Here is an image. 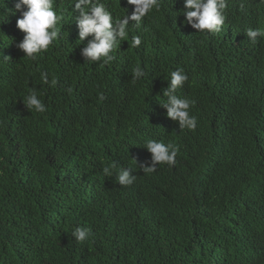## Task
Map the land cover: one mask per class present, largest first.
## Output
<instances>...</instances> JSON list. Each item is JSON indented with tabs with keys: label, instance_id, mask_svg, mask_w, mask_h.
I'll use <instances>...</instances> for the list:
<instances>
[{
	"label": "trees",
	"instance_id": "1",
	"mask_svg": "<svg viewBox=\"0 0 264 264\" xmlns=\"http://www.w3.org/2000/svg\"><path fill=\"white\" fill-rule=\"evenodd\" d=\"M159 2L104 65L82 55L93 37L79 38L76 0H54L60 31L35 60L18 48L16 0H0V264H264V37L246 36L264 31V0H226L215 34L185 22L184 0ZM178 69L193 131L162 106ZM29 89L44 113L24 106ZM149 139L178 147L174 166L143 173ZM78 227L91 230L82 243Z\"/></svg>",
	"mask_w": 264,
	"mask_h": 264
},
{
	"label": "clouds",
	"instance_id": "2",
	"mask_svg": "<svg viewBox=\"0 0 264 264\" xmlns=\"http://www.w3.org/2000/svg\"><path fill=\"white\" fill-rule=\"evenodd\" d=\"M127 3L133 6L132 14L129 16L124 12L122 18H114L113 13L100 0H76L75 9L79 11L77 20L79 38L82 41L88 36L93 37L82 51V55L88 58L90 62L100 61L104 65H108L114 59V55L111 53L129 34V21L134 22L135 28H140L143 19L153 10L158 11L160 8L159 0H127ZM53 4L54 0H16L14 8L16 12L21 14L16 21V27L25 34L18 48L24 53V59L35 60L38 55L48 51L50 46L56 42L62 15L54 10ZM226 7V0H184L182 15L191 28L200 33L215 34L220 32L225 23L224 9ZM246 36L255 44L258 37H264V31L248 29ZM140 44V36L131 38L133 48ZM3 58L7 60L6 57ZM145 76L146 72L137 65L132 74L133 82ZM40 80L44 84H48L47 73L42 72ZM187 80L188 76L182 69L172 71L169 86L163 92L166 99L162 106L167 110V117L179 125L180 131L184 129L193 131L197 127V117L190 115L189 111L190 106L195 104V101L180 98L177 95L178 89L182 88ZM56 83L55 79L51 81L52 85ZM38 97L39 93L36 90L29 89L22 102L27 110L44 113L47 110L46 106ZM99 98L104 99L102 94ZM144 147L151 153V163L149 166H142L143 173H154L157 166L161 164L175 165L179 151L175 144H166L162 141L149 139ZM114 168H116L115 163L105 167L103 172L106 176H111ZM135 180L136 177L130 176L129 171L123 168H120L118 175H116V182L120 186H130ZM90 235L91 230L88 228L78 227L72 232L75 240L81 243L86 241Z\"/></svg>",
	"mask_w": 264,
	"mask_h": 264
},
{
	"label": "bare ground",
	"instance_id": "3",
	"mask_svg": "<svg viewBox=\"0 0 264 264\" xmlns=\"http://www.w3.org/2000/svg\"><path fill=\"white\" fill-rule=\"evenodd\" d=\"M260 7V6H259ZM248 50V49H247Z\"/></svg>",
	"mask_w": 264,
	"mask_h": 264
}]
</instances>
